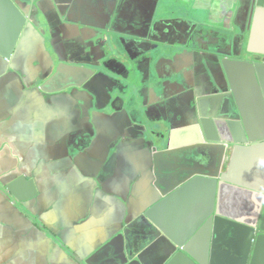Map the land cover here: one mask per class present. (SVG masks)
Listing matches in <instances>:
<instances>
[{
  "label": "crops",
  "instance_id": "obj_1",
  "mask_svg": "<svg viewBox=\"0 0 264 264\" xmlns=\"http://www.w3.org/2000/svg\"><path fill=\"white\" fill-rule=\"evenodd\" d=\"M18 4L32 21L13 59L0 57V264L110 261L123 233L149 242L143 214L161 200L156 174L174 180L198 157L186 147L200 115L228 116L216 50L226 36L249 37L251 0ZM261 162L242 154L234 173L255 176ZM20 177L37 188L23 203L5 191ZM244 198L229 192L234 215ZM216 246L225 264L242 250L234 235Z\"/></svg>",
  "mask_w": 264,
  "mask_h": 264
},
{
  "label": "water",
  "instance_id": "obj_2",
  "mask_svg": "<svg viewBox=\"0 0 264 264\" xmlns=\"http://www.w3.org/2000/svg\"><path fill=\"white\" fill-rule=\"evenodd\" d=\"M251 15L249 37L226 36L216 50L229 85L228 116L221 117L218 107L211 114L200 113V131L186 147L198 157L181 165L174 180L171 173L156 174L161 200L143 214L149 242L131 244L123 233L118 255L93 263L94 255L85 264H225L216 252L224 235H234L242 246L238 258L227 264H259L264 253V0H251ZM31 21L18 0H0L3 60L13 59ZM242 154L262 160L255 176L237 178L234 173ZM5 191L21 203L37 196L34 181L26 177ZM229 192L245 197L241 214L234 215L226 205ZM161 243L166 249L152 260L150 254Z\"/></svg>",
  "mask_w": 264,
  "mask_h": 264
},
{
  "label": "flooded vegetation",
  "instance_id": "obj_3",
  "mask_svg": "<svg viewBox=\"0 0 264 264\" xmlns=\"http://www.w3.org/2000/svg\"><path fill=\"white\" fill-rule=\"evenodd\" d=\"M136 13H137V11L135 10V11H134V13H133V14H134V16H136Z\"/></svg>",
  "mask_w": 264,
  "mask_h": 264
}]
</instances>
